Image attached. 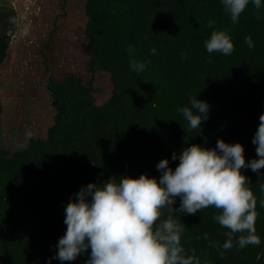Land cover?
Masks as SVG:
<instances>
[{"label": "trees", "instance_id": "obj_1", "mask_svg": "<svg viewBox=\"0 0 264 264\" xmlns=\"http://www.w3.org/2000/svg\"><path fill=\"white\" fill-rule=\"evenodd\" d=\"M82 9L88 78L49 74L44 88L53 115L44 135L33 134L15 151L0 143V264H86L90 248L74 261L52 257L66 232L65 206L88 183L141 174L158 181L161 159L174 170L173 152L192 144L215 148L218 139L240 143L246 163L258 159L252 138L264 113V0L259 10L250 0L235 24L221 0H83ZM15 28L14 10L0 3V66L9 59ZM213 31L228 33L231 55L207 52ZM130 46L147 64L139 74L129 65ZM95 73L110 85L102 103L92 85ZM192 97L207 102L209 112L200 128L189 130L178 109L190 107ZM1 109L0 99V118ZM241 173L257 199L260 244H234L221 257L228 230L213 219L218 210L174 212L184 224V255L194 264H264V168ZM179 204L177 197L173 207Z\"/></svg>", "mask_w": 264, "mask_h": 264}, {"label": "clouds", "instance_id": "obj_2", "mask_svg": "<svg viewBox=\"0 0 264 264\" xmlns=\"http://www.w3.org/2000/svg\"><path fill=\"white\" fill-rule=\"evenodd\" d=\"M221 2L235 24L250 0ZM251 3L257 10L262 6V0ZM213 23L209 21L208 26ZM245 43L250 49L253 47L251 37H246ZM205 48L210 54L224 56L235 50L225 31H213L205 41ZM134 51L131 46L128 48L129 65L139 74L147 64L137 61ZM150 52L155 55L156 48ZM181 58L186 59L187 54L182 52ZM190 105L178 111L188 122L189 130H194L208 119L209 105L196 97L190 99ZM259 121L252 138L258 159L246 163L240 143L229 144L218 139L215 148L192 144L179 155L173 152L171 159H179L174 170L169 167L168 159H161L156 165L160 172L158 181L145 174L138 178L122 175L119 180L110 176L102 184L81 186L75 199L70 198L65 206L66 232L59 238L58 250L52 258L74 261L90 248L86 264H194L192 257L184 255L181 245L184 224L174 219L173 213L196 215L210 207L219 212L213 219L228 230L226 241L219 246L223 250L221 257L234 244L241 249L259 245L261 241L255 229L257 199L247 187L249 179L241 173L245 168L254 173L264 168V113ZM27 136L31 139L33 133L28 132ZM260 190L264 192V184ZM177 197L179 208H174ZM260 205L264 207V199ZM165 214L166 218H162Z\"/></svg>", "mask_w": 264, "mask_h": 264}, {"label": "rangeland", "instance_id": "obj_3", "mask_svg": "<svg viewBox=\"0 0 264 264\" xmlns=\"http://www.w3.org/2000/svg\"><path fill=\"white\" fill-rule=\"evenodd\" d=\"M2 2L13 8L16 28L9 59L0 66V143L15 151L26 144L28 132L43 136L51 123L53 111L44 88L48 75L88 78L80 39L85 18L83 0H31L28 8L23 2L15 9ZM92 85L99 90L97 102L105 101L110 90L107 76L95 73Z\"/></svg>", "mask_w": 264, "mask_h": 264}, {"label": "crops", "instance_id": "obj_4", "mask_svg": "<svg viewBox=\"0 0 264 264\" xmlns=\"http://www.w3.org/2000/svg\"><path fill=\"white\" fill-rule=\"evenodd\" d=\"M8 4H13L14 6V9H15V7H18L17 5H22V3L24 2V5L26 4L27 5V8H28V4H30L31 3V0H5ZM4 2V1H3ZM2 2V3H3ZM5 4V3H4ZM10 6V5H9ZM12 8V7H11ZM13 9V8H12ZM28 10V9H27Z\"/></svg>", "mask_w": 264, "mask_h": 264}]
</instances>
